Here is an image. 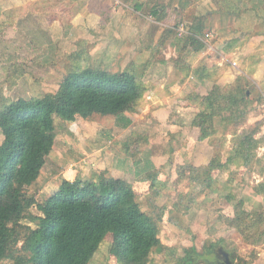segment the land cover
<instances>
[{"label": "rangeland", "instance_id": "374dc122", "mask_svg": "<svg viewBox=\"0 0 264 264\" xmlns=\"http://www.w3.org/2000/svg\"><path fill=\"white\" fill-rule=\"evenodd\" d=\"M245 1L248 3V0ZM178 2L179 0H0V96L17 101L55 94L64 77L70 71L78 69L96 68L110 72L131 70L139 75L147 72L152 63L148 59L154 47H157L160 41L158 39L167 36L168 45L173 44L174 48L180 49L188 44L186 37L191 33L194 18L204 17L201 14L206 9L204 1L200 0V4H196L193 9L190 7L191 0H187L184 6L188 9L185 11L175 10L176 5L180 6ZM211 2L219 9H230L229 4L234 3L230 0ZM155 3L163 7L168 5V11H160V21L152 16L155 7L152 8L151 5ZM107 5L108 8H103ZM138 5L145 8L137 12L135 7ZM117 7L119 12L114 10ZM136 18L139 20L137 28L133 23L130 24ZM248 18L243 26L233 19L230 22L225 18H216L213 26L207 27L204 33L214 34L208 44L214 46L215 51L211 53L210 59L219 56L224 48L226 54H231L228 60L234 74L232 85L235 88L244 83L245 90L251 93L245 120L238 131L247 123L250 113L264 115V76L259 78L263 86L258 87L257 82L252 81L253 73L262 62V55L253 54L254 59L247 66L249 74L245 77L242 70L247 64V58L245 61V56L240 50H236L238 45L233 43L239 42V31L242 35L247 33L248 39L252 37L256 24L253 19ZM106 20H112L114 24L111 25ZM116 22L118 25L113 27ZM182 25L189 35L180 32ZM151 38H157V43L152 42ZM148 43L149 51L145 50ZM190 43L197 49V42L193 44L192 40ZM193 48L184 56L186 59L192 57L190 53ZM169 49L166 47L163 52H169ZM173 60L178 61L179 55L173 57ZM150 80L155 81V77ZM145 82L143 77L146 86ZM241 95L242 93L237 92L234 94L239 98H242ZM144 101L134 112L126 114L131 124L125 128L120 127L117 119L111 116L94 115L89 119L78 118L72 123L56 119L57 138L52 157L47 159L42 179L27 188L28 194L42 202L43 198H48L55 192V187L59 184L61 186L65 181L63 173L66 170L84 180H92L106 173V177L124 179L131 184L141 209L159 221V237L163 245L153 253V264H174L193 248L206 253L214 245L240 262L245 259L253 260L259 253L256 247L245 254H239L237 250L242 245L247 248L258 246L264 240V207L252 204L254 201L249 194L251 189L264 194V181L258 187L255 179V176L264 171V150L245 155L247 147L242 145L227 162L228 155H225L226 150L222 144L224 139L218 136L220 138L214 137L216 139L213 144L218 148L220 163L215 167L210 164L198 166L197 144H193L190 139L184 148L182 145L186 139L183 131L177 132L178 129L172 127L181 126L175 116L176 108L172 104L166 109L154 104L153 107H145ZM148 101L151 103V100ZM197 103H202L201 98L193 102L191 100L189 113L196 112ZM216 105L223 108L218 103ZM193 121L183 125L193 129ZM192 129L191 136L194 138L197 134H193ZM214 129L216 134L215 123ZM233 131L234 123L230 129V132ZM2 142L0 131V144ZM192 150L195 154H192ZM154 157L157 158L160 170L149 159ZM121 164L124 165L120 167ZM243 165L247 169L240 173L238 170ZM249 165L251 166L248 167ZM148 174L154 176L146 179ZM209 175L210 181L207 180ZM229 195L231 198H227ZM239 203L243 204L244 211L253 215V218L246 220L248 231L238 228L233 223L235 217L231 218L232 212L234 215L236 213L235 205ZM31 212L42 216L36 207ZM20 225L19 237L12 240V247L16 251V258L26 261L34 252V246L27 241L30 229H36L37 226L27 220H23ZM112 243V236H107L90 264H119L111 254ZM209 256L214 261L212 255ZM0 264L23 262L4 260Z\"/></svg>", "mask_w": 264, "mask_h": 264}, {"label": "trees", "instance_id": "16d2710c", "mask_svg": "<svg viewBox=\"0 0 264 264\" xmlns=\"http://www.w3.org/2000/svg\"><path fill=\"white\" fill-rule=\"evenodd\" d=\"M252 2L256 6L257 0ZM259 2L264 7V0ZM179 3L184 7L187 0H179ZM160 11L152 10V16L159 21L162 20ZM191 26L187 43L193 40L202 44L199 37L204 36L207 29L206 18H194ZM144 74L131 70L78 69L64 77L55 94L17 101L0 96L3 136L0 144V262L90 264L103 241L111 235V254L119 264H153V253L163 245L159 221L141 209L133 186L124 179L109 178L102 173L92 180H65L42 202L27 192V188L38 181L55 147L56 119L72 123L94 115L111 116L117 119L120 127L129 126L131 121L126 114L134 112L145 98ZM244 87V83L235 87L242 98L231 95L229 88L215 85L202 99L204 110L192 125L200 130V140L215 134L212 108L216 103L223 106L222 120L234 123L233 133L238 131L251 98ZM148 175L146 179L154 176ZM208 177L210 181L211 175ZM35 207L42 216L32 214ZM235 210L233 223L248 231L246 220L253 215L244 211L242 203L235 205ZM23 220L37 226L30 229L27 241L34 246V252L26 261L17 259L12 247V240L19 237ZM223 253L226 251L218 245L206 253L193 248L174 264H214L219 258L224 261ZM226 254L233 264L235 257ZM256 258L254 256L253 261Z\"/></svg>", "mask_w": 264, "mask_h": 264}, {"label": "crops", "instance_id": "0c3cea01", "mask_svg": "<svg viewBox=\"0 0 264 264\" xmlns=\"http://www.w3.org/2000/svg\"><path fill=\"white\" fill-rule=\"evenodd\" d=\"M201 1H204V5L206 6V9L201 11V14H203L204 17L206 18L207 27L213 26L214 22L216 21V18L218 20L219 18L220 19L225 18V19H228V21L230 22H231V19H233L234 22L236 21L241 22V26L247 23L246 20L249 19L248 17H250L251 19L255 21L256 26L253 28L254 32H252V37L248 39L247 33H245L246 35H242V32L239 31L240 40L239 42L233 41V43L238 45L236 50L238 51L240 50L239 52L243 56H245V61L247 58V64L244 67V70H242V73L245 75V77L247 76V74H249V72L247 73V70H248L247 66H249V61L254 59L253 54L256 53L257 55H260V54L262 55L261 56L262 62L261 64H258L257 70H255V72L253 73L254 79H252V81L254 83L257 82L256 83L257 86L258 85L263 86L262 81L259 78L264 76V33H262L264 30L262 31L261 29V28H264V7L261 6V3L259 2V0H257L256 6L253 5V2H251V0H248V3H246L245 0H230L231 2H234V3L229 4L230 9H228L227 7L226 9H222L223 10L222 12H220L221 9H219L217 6L216 7L214 6L211 0H201ZM178 4L180 5L179 2ZM196 4L197 5L200 4V0H191L190 7L194 9V7L197 6ZM151 6L152 8L155 7L157 9H160L161 12L169 10L167 7L168 5L163 7L160 5L157 6L155 3V4H152ZM103 8L105 9L108 8V5ZM143 8L145 7L138 5L137 7H135V11L140 12ZM187 9L188 8H186V6L183 7L181 5L180 6L176 5L175 7L176 11L177 10L185 11ZM6 10H9V9H5V11ZM114 10L116 12L120 11L118 7L115 8ZM106 21L107 23H110L111 25L114 24L113 22H111L112 20H106ZM138 22L139 20H137L136 18L135 20L132 19L130 21V24L133 23V26L137 28ZM157 23L160 24L159 22ZM116 25H118V22H116L113 27H116ZM212 36L214 37V34H207L202 37H199V40L202 42V44L198 42L197 49L193 48L192 43H189L180 49L179 47H177L178 46L177 44L176 45L177 49H176L174 48V46H172L173 44L168 45L169 40L167 36L164 38L162 37V39L161 38L158 39L160 41H158V44L156 45L157 47L156 48L154 47L153 52L150 54V57L148 59V60L152 59L151 66L149 70L145 72L144 74V80H146L145 84L147 86L146 96L144 99L146 102L145 101L144 102L146 103L145 107H153V104H154L155 106H160L162 109L170 108L171 105L169 104H172V107L174 106L176 108V110L175 111L173 110V111L177 113V115H175L177 116L176 118L179 121L177 123L181 125L179 127L177 126H172V127H174V129L177 128L178 129L177 132L183 131L182 132L184 134L183 136L186 139L184 142L185 144H183L182 146L185 148L186 144L188 143L187 140L192 139V143L195 145L197 144V147H196L197 148V165L206 166L210 164L212 165L211 167L213 166L215 167V165L217 166L220 163V159H218L220 154H219L218 148H216L215 145L213 144V141L216 139V138L214 139V137H217V138H220L221 136L223 137L224 143L222 144L224 145L225 150H226V152H224L225 155H228V157L226 158L227 162L231 158L232 154L237 153V150L239 151V148L242 145L243 146L245 145V147H247L244 150L245 155L250 152H253V153L255 151L262 152L264 150V143L262 141L264 140V115L263 114L257 115L255 114V112L251 111L253 113L249 114L247 123L239 131H237L236 133H233V132H230V129L232 128L233 123L223 121L222 120V116H223L222 108L219 105L214 104L213 105V117H214L215 127L217 128L216 129L217 133L215 134V136L209 137L205 140H200V130L198 128L192 129L191 127H185V125H183V124L187 125L188 121L192 123L195 117L204 110L202 103L200 104L197 103L196 112H194L193 114L189 113L188 111L191 110L189 107H192L191 100L193 102V100L196 101V99L198 100L201 98V101H202L203 98L207 97L210 94V92L212 91L215 85H219L221 87L226 86L224 88H227V89L229 88L231 91V95L232 94L234 95L237 92L236 88H234V85H232L233 84L232 78H234V74L229 66L230 62L228 60L231 57V54L229 53L226 54L225 53L226 51L223 48V50L220 51L219 56L213 57L212 58L213 60L210 59V56L212 55L211 53L215 52L214 46L208 45L210 43L209 40L213 39ZM157 38L155 39L151 38L150 40L152 42L157 43ZM193 44H195V42H193ZM166 47L170 48L169 52H163ZM207 47L208 49H206ZM192 48L194 49L193 52L190 53L192 54V57H191L192 59L191 58L186 59V57L184 56L188 52H190ZM149 49H150V44L146 47L145 50L149 51ZM178 50L180 51L178 52ZM233 51H235V49ZM241 51H244V52H241ZM161 53L163 54L161 55ZM177 54L179 55V60L174 61L173 57H175ZM161 56L163 57L161 58ZM158 58H161V59L158 60ZM195 71H197V74L195 73ZM238 71H240V68L238 69ZM207 75L210 78H206ZM151 77H155V81L152 82L150 80ZM147 99L151 100L152 104L149 103ZM144 105L145 104H143V106ZM191 129L193 130V134L194 133L197 134L194 138L193 136H191V131H190ZM192 151H193L192 154H195L194 150ZM50 157H52V153L49 156V158ZM149 159L152 161L153 164H155L156 168L158 169L160 168L159 166H157V158L154 157V158H149ZM129 161H132V160L129 159ZM121 162H124V160ZM122 165L124 164H121L120 167H122ZM134 166L136 165H133V167ZM250 166L251 165H249L248 167ZM44 169L42 170L41 175L38 180L42 179L41 177H42V174L44 173ZM246 169H247L246 165L245 166L243 165V167H240L238 171L240 173H243L244 170L246 171ZM63 174H64L63 175L64 180L70 181V182L75 181L78 176V175L76 176V175L71 174V172L69 173L67 170ZM253 175H256V173L255 174L253 173ZM67 176L71 178H67ZM255 179L257 180L256 186L259 187V185L264 181V171H262V174L260 173L259 176H255ZM59 187H60V184L57 187H55L54 191H56ZM259 193H263V192L261 191L254 192V190L251 189V192L249 194H251L250 199H253L254 201V203L252 204H256L257 207L262 208L264 207V194L261 195ZM227 198H231L230 195ZM250 199L249 201L247 200L248 204L250 202ZM232 214H233V217L231 218H234L235 217L234 212H232ZM252 247H256V250L259 252L257 253L256 260L249 261L248 259H245V261L240 262V260L236 259L233 264H264V240L260 242L258 246H248L247 248L245 245H242V247H240L237 250V252L239 254H245Z\"/></svg>", "mask_w": 264, "mask_h": 264}, {"label": "water", "instance_id": "95a60500", "mask_svg": "<svg viewBox=\"0 0 264 264\" xmlns=\"http://www.w3.org/2000/svg\"><path fill=\"white\" fill-rule=\"evenodd\" d=\"M223 256H224V262H223V264H232L229 256L226 253H223Z\"/></svg>", "mask_w": 264, "mask_h": 264}, {"label": "built area", "instance_id": "2783aa9c", "mask_svg": "<svg viewBox=\"0 0 264 264\" xmlns=\"http://www.w3.org/2000/svg\"><path fill=\"white\" fill-rule=\"evenodd\" d=\"M180 32H181L182 34H188L187 31H186V29H185V26H184V25L181 26V28H180ZM233 65L236 66V63H233Z\"/></svg>", "mask_w": 264, "mask_h": 264}, {"label": "flooded vegetation", "instance_id": "af4514ba", "mask_svg": "<svg viewBox=\"0 0 264 264\" xmlns=\"http://www.w3.org/2000/svg\"><path fill=\"white\" fill-rule=\"evenodd\" d=\"M222 258H219L218 260L215 261L214 264H223L224 261H222Z\"/></svg>", "mask_w": 264, "mask_h": 264}]
</instances>
